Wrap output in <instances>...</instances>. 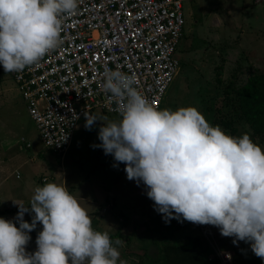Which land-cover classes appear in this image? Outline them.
<instances>
[{
    "label": "clouds",
    "instance_id": "obj_1",
    "mask_svg": "<svg viewBox=\"0 0 264 264\" xmlns=\"http://www.w3.org/2000/svg\"><path fill=\"white\" fill-rule=\"evenodd\" d=\"M80 0H0V64L20 73L65 43L64 21ZM101 91L116 105L118 119L86 113L85 128L102 121L93 148L125 164L129 180L166 223L177 219L211 225L233 244L243 241L264 260V150L249 134L233 136L213 126L198 108L160 109L135 75L106 69ZM13 220L0 217V264H128L107 231L96 230L80 201L63 184L45 180L29 204L15 202ZM33 213L29 223L26 213ZM19 223V227L17 226ZM42 225L34 253L30 232ZM231 259V254H227Z\"/></svg>",
    "mask_w": 264,
    "mask_h": 264
},
{
    "label": "rangeland",
    "instance_id": "obj_2",
    "mask_svg": "<svg viewBox=\"0 0 264 264\" xmlns=\"http://www.w3.org/2000/svg\"><path fill=\"white\" fill-rule=\"evenodd\" d=\"M183 14L184 33L176 52L179 68L159 108L176 110L179 107L194 106L213 126L218 124L233 136H241L247 131L251 137L248 124H243L244 121L239 118L238 97L234 89L246 82L250 72L264 70V0H184ZM218 17L221 23L215 25ZM229 17L232 21L230 24ZM207 48L214 55L205 54ZM244 49L249 52L241 59L240 51ZM96 112L98 119L119 118L116 114L102 112L100 109ZM225 121H230V125L226 126ZM85 124L86 118L82 116L77 121L71 144L63 156L51 152L43 146L13 78L0 64V160H10L12 163L18 156L21 164L17 173L13 172L7 177L8 180L18 181L19 176L23 179L28 174L38 186H43V177L60 184L59 173L62 167L71 172L77 170L85 180L78 187L80 189H74L73 193L79 191L88 195L96 190L101 205L97 202L95 210L102 213V208L109 203L106 197L108 192V200H112L113 196L115 204L102 214H114V221L120 224L116 214L120 212L119 196L123 191H115L113 194L103 188H110L113 182V189L117 190L116 183L127 175L123 169L124 164L113 167L116 162L112 155H105L103 149L92 147L101 143L98 132L102 121L97 120L91 130H87ZM233 127L236 129L235 134L231 133ZM254 139L264 150V136L263 140L258 136ZM26 142L30 143L29 147L25 145ZM19 162L14 164L18 165ZM103 171L109 174L105 175ZM175 220L168 223V228H176ZM159 223H164L162 215L146 220L140 228L132 226L121 256L125 255L128 259L132 257L130 259L134 263L131 264H166L158 247L166 240L170 242L173 235L166 232L164 225ZM184 223L189 229L183 226L179 229L201 235L197 224L188 221ZM102 224L103 221L99 220L95 228L104 231ZM214 231L216 236L221 235L218 228ZM152 236L155 237L154 243L150 240ZM256 264L261 262L258 260Z\"/></svg>",
    "mask_w": 264,
    "mask_h": 264
},
{
    "label": "built area",
    "instance_id": "obj_3",
    "mask_svg": "<svg viewBox=\"0 0 264 264\" xmlns=\"http://www.w3.org/2000/svg\"><path fill=\"white\" fill-rule=\"evenodd\" d=\"M183 1L80 0L76 13L64 21L63 46L23 72L10 73L44 147L63 156L86 113L92 116L100 109L118 115L101 91L106 69L119 67L135 75L140 89L159 108L179 68ZM197 226L209 246L208 258L233 264L213 226Z\"/></svg>",
    "mask_w": 264,
    "mask_h": 264
},
{
    "label": "crops",
    "instance_id": "obj_4",
    "mask_svg": "<svg viewBox=\"0 0 264 264\" xmlns=\"http://www.w3.org/2000/svg\"><path fill=\"white\" fill-rule=\"evenodd\" d=\"M228 20H229L228 22L229 24L232 23L230 17ZM217 21L218 23L215 25H219L221 23V19L219 17L217 18ZM238 38H240V36H238ZM227 46L228 45H226V49L228 48ZM205 51H206L205 54L207 55L209 54V56L214 55V54H210L211 50L209 48H207ZM248 52L249 50L247 51V49L240 51V54H241L240 58L242 59V57L244 56L246 57V55H248ZM204 67L205 66H202L201 68H204ZM94 114L96 117L98 116V112L95 111ZM243 130L244 129H242V131ZM245 133H247V131H245ZM14 160L19 162L20 157L18 156L15 157L12 160V163H10V160L9 161L0 160V210L2 211L0 212V217L6 218L9 220H13L16 217L17 212L19 210L15 202L23 206H27L29 204L31 196L34 194L35 188L38 187V185L34 184L32 179L28 177V174L25 175L24 178L22 177L23 179H20V176L18 177L17 175L18 181L8 180L7 177L13 172L17 173V170L20 169L21 167L20 162H19L20 165L19 164L17 165V163L14 164V162H16ZM123 169H125V164L123 165ZM102 173L105 175L109 174L108 171H103ZM59 174H60V184L65 185L68 188V190L74 196L77 197L81 205L87 209L92 219L93 228L96 229L95 226L99 223V220H101L103 221L102 226H103L104 231H107L113 240L119 238L123 241L122 246H119V251L121 252V254L123 250L125 249L124 244L127 242V239L129 237L128 232H130L132 226L140 228L142 227V225H144L146 220H149L150 218H153L155 216L156 217L161 216L160 214H158L156 210H154V207H153L154 201H152L151 199L147 197L146 186L142 182L139 185H137L136 181L129 180L127 178V175L124 176V179L122 181H118L116 183L115 186L117 190L113 189V184H114L113 182L110 183L112 185L110 186V188L109 187L103 188L104 191H112L113 194H115V191H123L122 195L119 196L120 212H118L116 216L120 224H117L114 221V214H109L108 216H104L102 214V213H105L108 209L105 212L102 211V213L96 212L95 206L98 204L101 205L99 202V199H97L96 190L89 192L88 195L82 192H79V191H76L73 193L74 189H80L78 187H81V185L83 184L82 183L83 180H85L78 174L77 170H72L71 172V171L65 170V168L62 167ZM104 180L108 181L107 178ZM106 195H107L106 196L107 201L111 203V207H114L115 198L111 196L112 200H108V197H109L108 192ZM117 195H119V193ZM97 202L98 204H96ZM33 215L34 214L31 212L26 213L24 216V219L27 220L29 223H31ZM175 221H177L176 228L174 227L168 228V223H166L165 220H164V223H159V224L164 225V229L166 232L172 233L173 235L172 238L175 236L179 238L181 242L186 241L189 236L196 235V234H191V232H189L188 230L179 229L182 226L189 229L185 225L184 223L185 221H183L182 223L178 221L177 219ZM38 225H40V227L38 230H36V232L35 230H33L34 232L31 231L29 233L31 236V241L26 246V250L29 253H34L37 249L36 239H37L39 232L42 231V225L41 224H38ZM17 226L19 227L18 222H17ZM213 228L215 230V228L217 227L213 226ZM220 236L219 237L217 236L218 241L221 238L219 245L221 244L220 246L223 249H226L231 253L233 264H256L258 260L261 262V264H264V260L256 257L255 254L251 251L249 244L241 241L239 242L238 245H236V244H233V238L223 237L222 235ZM154 238L155 237L152 236L150 240H152L153 242L155 240ZM154 246H156V244H154ZM130 258L129 259L125 258V255L121 256V259L126 260L128 264L134 263V261H132V259ZM137 260L139 261L140 258H138ZM208 264H213V263L208 262Z\"/></svg>",
    "mask_w": 264,
    "mask_h": 264
},
{
    "label": "trees",
    "instance_id": "obj_5",
    "mask_svg": "<svg viewBox=\"0 0 264 264\" xmlns=\"http://www.w3.org/2000/svg\"><path fill=\"white\" fill-rule=\"evenodd\" d=\"M237 94L239 118L243 124H248L251 138L256 143L254 137L264 136V70L250 72L246 82L234 89ZM225 125H230V121H225ZM236 129L231 128V133L235 134ZM0 212H2L0 210ZM37 224L34 229L38 230ZM34 232V231H33ZM175 237V236H174ZM166 240L158 247V251L163 254L166 264H216V259H209V246L201 235L189 236L184 242L175 237Z\"/></svg>",
    "mask_w": 264,
    "mask_h": 264
}]
</instances>
